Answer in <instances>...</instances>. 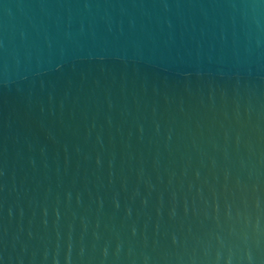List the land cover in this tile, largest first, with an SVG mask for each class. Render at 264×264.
I'll return each instance as SVG.
<instances>
[{
    "label": "water",
    "instance_id": "95a60500",
    "mask_svg": "<svg viewBox=\"0 0 264 264\" xmlns=\"http://www.w3.org/2000/svg\"><path fill=\"white\" fill-rule=\"evenodd\" d=\"M0 264H264V0H0Z\"/></svg>",
    "mask_w": 264,
    "mask_h": 264
}]
</instances>
